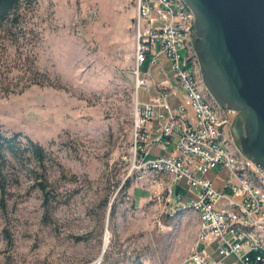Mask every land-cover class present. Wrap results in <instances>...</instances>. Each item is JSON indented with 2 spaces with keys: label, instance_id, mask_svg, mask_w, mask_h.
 <instances>
[{
  "label": "rangeland",
  "instance_id": "1",
  "mask_svg": "<svg viewBox=\"0 0 264 264\" xmlns=\"http://www.w3.org/2000/svg\"><path fill=\"white\" fill-rule=\"evenodd\" d=\"M133 11L134 0H36L25 19L34 38H0V132L38 144L45 159L8 157L1 170L0 264H179L187 255L195 215L165 216L152 180H167L144 177L133 151ZM157 66L175 87L163 57ZM148 97L138 89L139 102ZM215 177L227 175H205L220 188ZM172 193L185 202L195 192L178 182Z\"/></svg>",
  "mask_w": 264,
  "mask_h": 264
},
{
  "label": "built area",
  "instance_id": "2",
  "mask_svg": "<svg viewBox=\"0 0 264 264\" xmlns=\"http://www.w3.org/2000/svg\"><path fill=\"white\" fill-rule=\"evenodd\" d=\"M193 22L184 0H134L132 135L137 168L144 177L166 178L152 180L163 192L155 199L165 216L195 215V239L179 264H223L226 259L264 264V171L243 156L231 134L237 112L219 107L205 91L192 49ZM160 57L175 87L157 66ZM138 89L148 94L146 102L138 101ZM152 148L157 155L150 158ZM212 170L227 175L215 177L219 189L204 178ZM178 182L195 192L193 198L182 202L179 194L173 196Z\"/></svg>",
  "mask_w": 264,
  "mask_h": 264
},
{
  "label": "water",
  "instance_id": "3",
  "mask_svg": "<svg viewBox=\"0 0 264 264\" xmlns=\"http://www.w3.org/2000/svg\"><path fill=\"white\" fill-rule=\"evenodd\" d=\"M184 2L194 18L192 49L205 91L219 107L240 113L231 134L264 171V0Z\"/></svg>",
  "mask_w": 264,
  "mask_h": 264
},
{
  "label": "trees",
  "instance_id": "4",
  "mask_svg": "<svg viewBox=\"0 0 264 264\" xmlns=\"http://www.w3.org/2000/svg\"><path fill=\"white\" fill-rule=\"evenodd\" d=\"M36 0H0V38L16 43L19 39H24L28 35L34 38L35 32L26 24V16L34 10ZM27 155L29 159H33L37 164L43 165L44 154L43 149L36 143L27 138H21L19 133H13L5 136L0 132V180L1 170L3 169L6 159L9 157L18 162L22 156ZM42 179L35 182L38 191L41 194V206L48 209L51 203V192L48 185ZM126 188L127 184H123L120 189ZM119 189V190H120ZM2 186L0 182V192ZM115 198L110 205V214H113Z\"/></svg>",
  "mask_w": 264,
  "mask_h": 264
},
{
  "label": "crops",
  "instance_id": "5",
  "mask_svg": "<svg viewBox=\"0 0 264 264\" xmlns=\"http://www.w3.org/2000/svg\"><path fill=\"white\" fill-rule=\"evenodd\" d=\"M133 14H134V11H133ZM156 79V81H159L160 80V78H155ZM150 157V156H149ZM151 158V157H150ZM217 189H219V188H217Z\"/></svg>",
  "mask_w": 264,
  "mask_h": 264
}]
</instances>
